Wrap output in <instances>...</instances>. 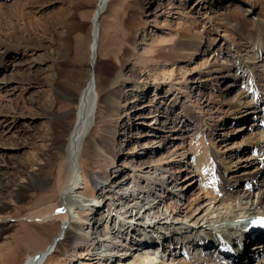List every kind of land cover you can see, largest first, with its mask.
Segmentation results:
<instances>
[{
  "label": "rangeland",
  "instance_id": "1",
  "mask_svg": "<svg viewBox=\"0 0 264 264\" xmlns=\"http://www.w3.org/2000/svg\"><path fill=\"white\" fill-rule=\"evenodd\" d=\"M88 1L0 0V5L3 6L0 9V26L8 34L10 44L8 49L0 47V264H24L36 246L46 240L33 234L30 237L26 236L25 230L20 226L19 216L40 197L35 190L25 189L23 192V189L26 185L32 184L30 175H36L41 179L51 178L59 162L65 157L64 147L75 123V116L71 112L76 108L79 95L90 75L89 46L93 33L94 8ZM252 2V0L111 1L99 19L100 39L96 75L110 82L121 71L133 79H138L142 72H150L147 81L149 90L144 93L141 102L134 104L135 100L141 98L138 96L140 93L137 85L133 82H123L119 88L125 89L124 105L121 109L124 118L116 123L117 134L112 137L110 146L114 153H122L123 161L119 160L117 170L120 172L119 175L122 173L127 180L126 185L120 191L114 190L112 175L115 169H112V172L109 166L108 170L106 168L101 171L84 156L81 161L88 181L83 182L80 191L90 195L94 201V208L90 210L85 220H91L92 212V215L96 214L99 230L102 229L112 237L119 234L120 237L121 234L123 236L114 248V256L109 259L102 256L90 261L86 254L90 250L88 238L93 234H77V239L62 241L59 247L54 248L44 264H131L136 261V254L140 251L131 250L129 243L131 239L133 241L131 246L138 241L142 242V235L139 238L136 235L144 232L139 230L129 232V236L127 233L124 235L126 225L122 224L123 228L120 227L119 219L113 216L114 214L111 217L107 215L108 212L116 213L117 208L126 207L127 204L137 207L138 200L129 202L125 199L126 195H129L128 187L131 191L136 188L145 190L151 196L149 200L160 201L164 209L185 208L196 197L202 196L203 199L207 195H219L214 188L203 187L200 181L201 170L196 168L193 162L200 159L197 147L201 138L202 142L205 140L207 146L216 154L220 165L223 166L222 163L231 165L230 170L225 172V177L242 179L232 190L242 188L251 190L245 185L244 178L248 179V176L256 172L258 161L255 160L251 146L243 141V137L246 132L255 129L262 131L257 124L264 121L262 111L264 107L260 106L256 115H250L244 121L236 123L230 120L231 115L222 127L217 121L219 115L212 118L206 114L205 108L202 109L207 98L218 92L214 81H203L206 66L199 64L198 60H193L194 69L189 79L193 80L196 77V80L194 84H185L183 77L187 63L175 61L174 64L168 65L161 61L163 58H160L159 53L167 45L166 42L178 38L177 34L181 27L188 25L192 30L201 31L199 34L203 38L205 56L217 57L219 64L234 66L233 72L238 78L234 81L232 93L240 96L244 94L248 100H254L249 73L239 69V63H244V59L241 58V53L235 50L238 38L246 49L252 47L248 40L260 33L257 15L249 10ZM132 18L140 20V27L136 32L128 25ZM59 20H70L69 25L72 27L79 23L82 29L70 35V50L67 55L60 52L59 38L67 29H60L62 26L56 23ZM11 28L15 29L13 36L9 35ZM233 28L238 31L240 37L230 31L234 30ZM53 32L54 43L48 49V54L55 55L57 59L55 61L47 56L42 46H39L41 44L39 40L49 43ZM232 33L235 34L234 40ZM29 37L31 41L26 45L24 39ZM260 56L250 54L249 59L258 63L264 59V53ZM261 65L264 68V60ZM28 72L36 74L40 80L38 82L27 80L25 74ZM227 83H231V80ZM103 88H106V85ZM139 104L141 105L138 106ZM241 128L243 131H239ZM213 130L216 132L213 133ZM125 131L127 134L124 137L121 133ZM101 136L102 128L97 124L90 132V138ZM145 144L148 145L145 147L143 146ZM177 147L186 152L185 156L178 158L179 164L172 163L167 172L155 174V182L148 181L145 175L128 168L129 164L137 163L141 151L145 148L151 149L148 157H156ZM98 173L99 181L93 182L89 179V176ZM192 175L195 176L191 180L189 176ZM100 186L110 189V193L113 194L111 200L101 201L105 195L99 197L97 194L100 192ZM262 189L264 182L255 180L251 190L252 200L258 201L259 195L264 193ZM19 192L24 193V197L17 201L16 194ZM142 200L145 202V198ZM216 215L217 213L210 217ZM203 216L205 214L202 213L200 217ZM54 225V236L51 241L60 231V225L58 223ZM82 227L83 231L93 230L92 225ZM118 229L120 231H117ZM169 232L172 231L162 230L160 235L158 232L150 235V246L141 252V257L147 264H155L161 258L162 243L158 245L154 243L158 242L160 236H168ZM184 241L185 236L177 235L172 238L171 245ZM178 250L165 253L166 262L168 258L188 262L189 257H192L186 252L188 249ZM212 251L213 249L208 251V254H211L206 256V260L218 261L213 257ZM195 252L200 253L194 250ZM129 253L135 255L123 259Z\"/></svg>",
  "mask_w": 264,
  "mask_h": 264
},
{
  "label": "bare ground",
  "instance_id": "2",
  "mask_svg": "<svg viewBox=\"0 0 264 264\" xmlns=\"http://www.w3.org/2000/svg\"><path fill=\"white\" fill-rule=\"evenodd\" d=\"M111 1L112 0L88 1V4L94 8L92 15L93 33L89 46L90 75L87 79L86 86L79 95L76 108L71 112V114L75 116V123L69 132V139L64 147L65 157L59 162L51 178L41 179L36 175H30L32 184L26 185L23 189V192L25 189L35 190L40 197L19 216L18 221L20 222V226L25 230L26 236L30 237L33 234L35 237L41 236V238L44 237V239H46L42 244L36 246V249L26 259L24 264H44L49 254L52 253L54 248L56 249L59 247L62 241L69 240L70 238L77 239V234L82 235L86 233L93 234L88 238L90 246V250L86 254L88 258L90 257L88 260H96L102 256L109 259L114 256V248L123 236V234H121V237L120 234H116L118 236L112 237L102 229L99 230L96 214L92 215V212L90 214L92 217L91 220H85L90 210L94 208V201H92L90 195L81 193L80 191L83 187V182L88 181V175H86L81 161L84 156L89 159L91 164L94 163L95 168L97 167V169H101V171L106 168L108 170L109 166H111V171L115 169L114 172L112 171V188H114V190L117 189L120 191L126 185L127 180L122 173L119 175L120 172L117 170L120 162L119 160H122V153H114L110 146L112 137L117 134L116 123L124 118L121 109L124 105L123 97L125 89L121 90L119 88L123 82H133L137 85L136 87L140 93L138 96L141 98L135 100L134 104L141 102L144 98V93L149 90V83L147 81L150 78V72H142L138 79H133V77H128L126 72L121 71L117 74L116 78L110 82L100 79L96 75L95 67L97 64L98 43L100 39L99 19L106 12ZM252 1L249 10L251 13L257 15L256 21L258 22L260 33L251 38L249 37L250 40H248V43H251L252 47L246 49H244V44L239 38L237 41L235 40L237 42L235 50L239 51V54L241 53V58L244 59V63H239V69H244L249 73L254 100H248L244 94L240 96L232 93L234 81L238 78L233 72L234 66L231 64H219L220 62L217 57L205 56L206 49L203 45V38L200 37L199 34L201 31L192 30L188 25L181 27L182 29L177 34L178 38L174 41L166 42L167 45H165L159 53L160 58H163L161 61H164V63L168 65L174 64L175 61L187 63V66L184 68L183 77L185 84H191L196 80V77L193 80L189 79L192 76L190 73L194 69L192 66L194 61L198 60L199 64L206 66L205 78L203 79L202 77V79L206 82L214 81L216 88H218V92L207 98L202 109L205 108L204 111L206 114L212 118L215 115H219L217 121L221 123L222 127L226 124L225 122L231 115L232 117L230 120L236 123V121H244L250 115H256L260 106L264 107V68H262L263 66L261 65L264 59L261 61L258 59V63L252 62L249 59L250 54L261 57L260 54L264 53V0ZM0 7V9H2L3 6L0 5ZM56 23L62 26L60 29H67L65 32H62L59 38V45H61L60 52L67 55L70 50V35L72 32L81 29V25L78 23L72 27L69 25L71 23L70 20H59ZM128 25L136 32L140 27V20L132 18ZM1 27L2 26H0V47L8 49L10 45L8 34L4 32ZM9 30V35L13 36L15 29L11 28ZM230 31L239 35L236 29ZM233 33L234 40L235 34ZM54 35L53 32L52 39L49 43H43V40H39V43H41L39 46H42L47 56L55 61L57 60L56 56L48 54V49L54 43ZM29 39L31 38L24 39L26 45L31 41ZM25 78L29 81L37 80L38 82L40 80L39 76L30 72L25 74ZM228 80H231V83H227ZM104 85H106V88H103ZM140 105L141 104L138 106ZM262 111H264V109ZM193 117L194 116H191V118ZM262 123L263 122L259 123L260 125L257 124L262 131L255 129L251 132H246L243 137V141L245 144L251 146V150L256 157L255 160L258 161L256 172L248 176V179H246V177L244 178L246 185L250 186H252L255 180L264 182V125H262ZM97 124L102 128L103 136H101V138H90V132ZM251 126H253V123ZM257 126L255 128H257ZM210 128L212 129V127ZM221 130H224V128H221ZM239 131H243V128ZM214 132H216V130H213V133ZM121 134L125 137L127 133L125 131ZM105 135L107 137H105ZM103 137L106 139L104 140ZM102 141L104 143H102ZM198 144L197 153L200 159L193 160V162L196 168L201 170V184L204 188H214L221 196H215L213 194L207 195V197L203 199L201 198L202 196L196 197L190 205L185 208L168 207L164 209L160 201L156 202L155 200H149L151 196L148 195L145 190L136 188L131 191L128 187L127 191H129V195H126L125 199L129 202L138 200L137 207L133 206V204H127L126 207L117 208L115 211L116 213H107L109 217L114 214L113 216L119 219L120 227L123 228L122 224L126 225L125 232L123 231L124 235L125 233L128 235L129 232H137L139 230L144 232L143 234L137 233L138 235H136V237L138 236L139 238L142 235L145 241H138V243H134V245L131 246V242H133L131 239L129 243L131 250L140 251L139 254H136L137 260L131 262V264H147V262L142 259L141 252L144 248L150 246V235L156 234V232L160 235L162 230H171L172 232H169L168 236H160L158 242L154 243L155 245L162 243L161 249L159 248L161 250V258L155 264H252L251 262H255V264H264V248H262L260 244L248 241L250 236L246 234L242 238L243 242L239 243L238 239L244 223L249 222L253 218L264 217V193H261L258 201L255 202L252 200V187L249 191L243 188L240 190H232L242 179L239 177H230V179L225 177V172L230 170L231 165L225 163H222L223 166L220 165L216 154L207 146L205 140L202 142V138ZM147 145L148 144H145L143 146L146 147ZM181 147H177L172 151L163 152L162 155L156 157H148L149 155L147 156V154L151 149L145 148L141 151L142 154L139 155L137 163L129 164L128 168L138 174L145 175L148 181L155 182V174H163L167 172V168L172 163H180L178 158H183L186 154V152L180 149ZM193 176L195 175H192V177L189 176V178L192 180L194 179ZM99 177L100 174L98 173L89 176V179L96 182L97 180L99 181ZM100 187V192L97 194L99 197H102L103 194L105 195L101 201L105 202L106 200L107 202L111 200L113 194L110 193V189L102 186ZM164 188H166V186ZM262 191L264 192V189H262ZM23 197L24 193L22 192L16 194L17 201H20ZM142 198H145V202ZM221 210H223V212H221ZM202 213L205 214V216L200 217ZM216 213L217 215L215 217H210ZM56 223L60 225L59 235L55 236L56 238L51 241L52 236H54V224ZM82 225H92L93 230L83 231ZM36 227L45 232L42 233L40 230H37ZM117 231L120 230L118 229ZM177 235L185 236L186 241L183 243L176 242L171 245L172 238L174 239ZM222 240H226L227 242L230 240L232 241V250L234 254L238 255H234L233 257L236 263H230L229 261H231V258L225 257L214 262L206 260V256L208 257L207 251L211 250V248L207 249L206 247H208V245H217L216 247H218ZM48 246L50 247L48 248ZM172 249L174 251L178 249H184L186 251V249H188L186 252L188 254L190 253L194 259L189 257L190 260L187 262L183 260L173 261L174 259L169 260L168 258L166 262L164 259L166 258L165 253H172ZM194 250L200 253H194ZM205 250L207 251L205 252ZM54 252H56V250ZM46 253L47 256H44ZM203 253L204 257H201ZM134 255V253H129L124 256L123 259H127ZM255 255H258V257L255 258Z\"/></svg>",
  "mask_w": 264,
  "mask_h": 264
},
{
  "label": "water",
  "instance_id": "3",
  "mask_svg": "<svg viewBox=\"0 0 264 264\" xmlns=\"http://www.w3.org/2000/svg\"><path fill=\"white\" fill-rule=\"evenodd\" d=\"M57 241V240H56ZM43 255V254H42ZM44 256H47V253L46 254H44Z\"/></svg>",
  "mask_w": 264,
  "mask_h": 264
},
{
  "label": "snow or ice",
  "instance_id": "4",
  "mask_svg": "<svg viewBox=\"0 0 264 264\" xmlns=\"http://www.w3.org/2000/svg\"><path fill=\"white\" fill-rule=\"evenodd\" d=\"M261 223H264V220H262Z\"/></svg>",
  "mask_w": 264,
  "mask_h": 264
}]
</instances>
